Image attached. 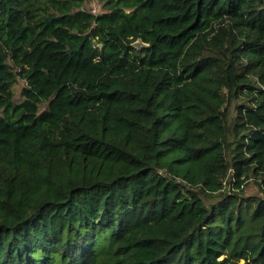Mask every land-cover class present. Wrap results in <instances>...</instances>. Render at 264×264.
Returning a JSON list of instances; mask_svg holds the SVG:
<instances>
[{
	"label": "trees",
	"instance_id": "trees-1",
	"mask_svg": "<svg viewBox=\"0 0 264 264\" xmlns=\"http://www.w3.org/2000/svg\"><path fill=\"white\" fill-rule=\"evenodd\" d=\"M90 1L0 0V264H264V0Z\"/></svg>",
	"mask_w": 264,
	"mask_h": 264
},
{
	"label": "rangeland",
	"instance_id": "rangeland-1",
	"mask_svg": "<svg viewBox=\"0 0 264 264\" xmlns=\"http://www.w3.org/2000/svg\"><path fill=\"white\" fill-rule=\"evenodd\" d=\"M99 2L97 1V0H91L90 1V6L91 7H93L94 6V8L96 9V12L97 13H102L103 11H102V9H101V4L99 3ZM20 88H21V83L16 87V92L18 93V91L20 90ZM249 188H246V190H248ZM240 264H245V262L244 261H241L240 262Z\"/></svg>",
	"mask_w": 264,
	"mask_h": 264
},
{
	"label": "water",
	"instance_id": "water-1",
	"mask_svg": "<svg viewBox=\"0 0 264 264\" xmlns=\"http://www.w3.org/2000/svg\"><path fill=\"white\" fill-rule=\"evenodd\" d=\"M132 47L136 49H141V48H149V45L145 44L144 42H142L141 39H139L135 43L132 44Z\"/></svg>",
	"mask_w": 264,
	"mask_h": 264
},
{
	"label": "built area",
	"instance_id": "built-area-1",
	"mask_svg": "<svg viewBox=\"0 0 264 264\" xmlns=\"http://www.w3.org/2000/svg\"><path fill=\"white\" fill-rule=\"evenodd\" d=\"M93 8H94V6H93ZM93 11H94V13H96V9L95 8L93 9Z\"/></svg>",
	"mask_w": 264,
	"mask_h": 264
}]
</instances>
